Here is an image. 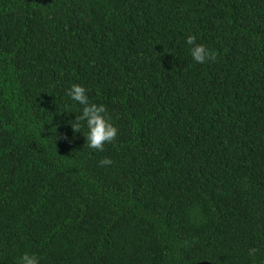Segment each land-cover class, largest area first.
Masks as SVG:
<instances>
[{"label":"trees","instance_id":"1","mask_svg":"<svg viewBox=\"0 0 264 264\" xmlns=\"http://www.w3.org/2000/svg\"><path fill=\"white\" fill-rule=\"evenodd\" d=\"M72 84L118 129L103 151ZM24 253L264 264V0H0V264Z\"/></svg>","mask_w":264,"mask_h":264},{"label":"clouds","instance_id":"2","mask_svg":"<svg viewBox=\"0 0 264 264\" xmlns=\"http://www.w3.org/2000/svg\"><path fill=\"white\" fill-rule=\"evenodd\" d=\"M185 42L189 47L192 60L197 64H204L208 60L215 59V53L202 43H196L194 35H188ZM67 97L80 106L79 113L75 112V118L69 123L74 133H82L89 149L103 151L105 145L112 143L118 129L112 123L107 106L103 103H93L89 99L88 90L81 84H72L66 92ZM72 112V111H69ZM101 166H109L113 162L105 157L99 161ZM256 249H250L249 254L255 253ZM18 264H39L36 256L24 253L19 258Z\"/></svg>","mask_w":264,"mask_h":264},{"label":"water","instance_id":"3","mask_svg":"<svg viewBox=\"0 0 264 264\" xmlns=\"http://www.w3.org/2000/svg\"><path fill=\"white\" fill-rule=\"evenodd\" d=\"M193 264H211V263H208V262H200V263H193Z\"/></svg>","mask_w":264,"mask_h":264}]
</instances>
